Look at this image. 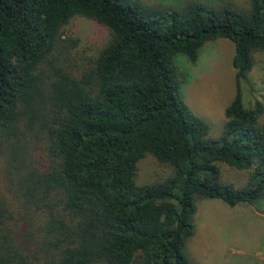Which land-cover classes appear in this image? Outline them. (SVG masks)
Returning <instances> with one entry per match:
<instances>
[{"label":"trees","instance_id":"16d2710c","mask_svg":"<svg viewBox=\"0 0 264 264\" xmlns=\"http://www.w3.org/2000/svg\"><path fill=\"white\" fill-rule=\"evenodd\" d=\"M110 40L90 65L64 56L65 27ZM235 43L237 93L219 138L181 92L175 56ZM264 52V0L246 13L198 1L0 0V264H196L199 198L264 197V103L242 82ZM153 155L169 176L138 183ZM248 173L237 188L221 164Z\"/></svg>","mask_w":264,"mask_h":264},{"label":"rangeland","instance_id":"374dc122","mask_svg":"<svg viewBox=\"0 0 264 264\" xmlns=\"http://www.w3.org/2000/svg\"><path fill=\"white\" fill-rule=\"evenodd\" d=\"M149 5L181 6L190 0H142ZM211 7L229 6L246 13L250 0H191ZM64 56L75 64L90 65L100 50L110 40L109 29L93 19L75 16L65 27ZM235 43L221 37L206 43L200 50L199 58L193 62L188 54L175 56L181 80V92L185 102L195 114L210 126L209 137L219 138L223 132L227 106L237 93L236 70L233 65ZM254 66L242 82V99L246 107L254 106L256 100L264 103V52H254ZM264 123V112L260 116ZM223 179L231 181L237 188L247 185L248 173L226 163L221 164ZM173 173L168 164L160 163L153 155L139 161L137 182L146 183L165 178ZM256 203V202H255ZM260 203V200L257 204ZM201 204V203H200ZM202 221L199 220L198 224ZM243 232L254 237L253 249L256 255L239 256L228 251L220 243L209 226H200L197 235L188 239L187 251L197 264H264V236L250 226V220H242Z\"/></svg>","mask_w":264,"mask_h":264},{"label":"crops","instance_id":"0c3cea01","mask_svg":"<svg viewBox=\"0 0 264 264\" xmlns=\"http://www.w3.org/2000/svg\"><path fill=\"white\" fill-rule=\"evenodd\" d=\"M259 200L260 203L257 204ZM255 202L242 201L231 205L221 198H199L194 216L196 230L191 238H194L199 227L203 228L205 224L209 226L211 232L216 234L226 250L235 251L239 256L256 255L253 249L254 237L252 234L246 235L243 232L241 223L242 220L248 218L250 226L261 232L260 237L264 236V197ZM199 220L202 221L200 224H198ZM187 253L192 259L188 251Z\"/></svg>","mask_w":264,"mask_h":264}]
</instances>
